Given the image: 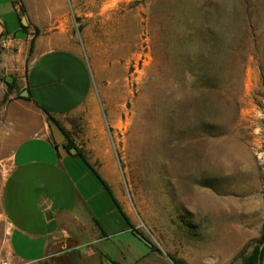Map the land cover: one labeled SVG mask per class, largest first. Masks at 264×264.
Instances as JSON below:
<instances>
[{
	"label": "rangeland",
	"instance_id": "1",
	"mask_svg": "<svg viewBox=\"0 0 264 264\" xmlns=\"http://www.w3.org/2000/svg\"><path fill=\"white\" fill-rule=\"evenodd\" d=\"M65 12L138 229L187 264H240L264 226V0H65Z\"/></svg>",
	"mask_w": 264,
	"mask_h": 264
},
{
	"label": "crops",
	"instance_id": "2",
	"mask_svg": "<svg viewBox=\"0 0 264 264\" xmlns=\"http://www.w3.org/2000/svg\"><path fill=\"white\" fill-rule=\"evenodd\" d=\"M65 16V0H0V264H172L131 215Z\"/></svg>",
	"mask_w": 264,
	"mask_h": 264
},
{
	"label": "trees",
	"instance_id": "3",
	"mask_svg": "<svg viewBox=\"0 0 264 264\" xmlns=\"http://www.w3.org/2000/svg\"><path fill=\"white\" fill-rule=\"evenodd\" d=\"M14 85L8 84L9 91L13 88ZM6 100V96L4 97V101ZM47 120L50 125H54L65 137H67V133L61 126L60 122H58L54 117L47 114ZM98 179H100L98 177ZM106 191L109 195H111V192L109 188L103 183L102 180H100ZM112 196V195H111ZM114 200V199H113ZM115 202V200H114ZM252 249L250 252L246 253L247 248L251 246V243H248L234 258L236 260H240V264H263V257H264V226L262 228L261 235L258 239H254L252 241ZM167 257L170 259L172 264H187L185 261L181 259H177L173 257L172 255H168ZM117 264V263H112Z\"/></svg>",
	"mask_w": 264,
	"mask_h": 264
},
{
	"label": "water",
	"instance_id": "4",
	"mask_svg": "<svg viewBox=\"0 0 264 264\" xmlns=\"http://www.w3.org/2000/svg\"><path fill=\"white\" fill-rule=\"evenodd\" d=\"M26 94H27L26 91H23V92L21 93L22 96H26ZM140 238H141L144 242L148 243V241H147L144 237L140 236ZM148 244H149V243H148Z\"/></svg>",
	"mask_w": 264,
	"mask_h": 264
},
{
	"label": "built area",
	"instance_id": "5",
	"mask_svg": "<svg viewBox=\"0 0 264 264\" xmlns=\"http://www.w3.org/2000/svg\"><path fill=\"white\" fill-rule=\"evenodd\" d=\"M3 40H4V37H0V47L3 46Z\"/></svg>",
	"mask_w": 264,
	"mask_h": 264
}]
</instances>
